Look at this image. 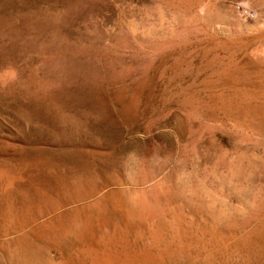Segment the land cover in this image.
Wrapping results in <instances>:
<instances>
[{
    "label": "rangeland",
    "instance_id": "374dc122",
    "mask_svg": "<svg viewBox=\"0 0 264 264\" xmlns=\"http://www.w3.org/2000/svg\"><path fill=\"white\" fill-rule=\"evenodd\" d=\"M104 259L264 264V0H0V264Z\"/></svg>",
    "mask_w": 264,
    "mask_h": 264
},
{
    "label": "bare ground",
    "instance_id": "6f19581e",
    "mask_svg": "<svg viewBox=\"0 0 264 264\" xmlns=\"http://www.w3.org/2000/svg\"><path fill=\"white\" fill-rule=\"evenodd\" d=\"M13 181V180H12ZM116 240V239H115ZM111 244V243H110ZM107 251V250H106ZM117 252V251H116ZM92 256V255H91ZM95 258V257H94ZM99 259V258H98ZM93 262H95V260L93 261ZM129 262V260H127V259H125V260H119V259H117V260H112V259H104V260H102L101 261V263L100 264H127ZM92 264V263H91ZM94 264H96V262L94 263Z\"/></svg>",
    "mask_w": 264,
    "mask_h": 264
}]
</instances>
